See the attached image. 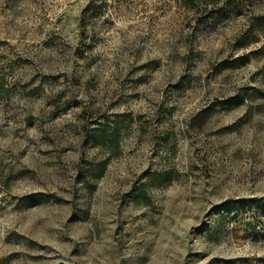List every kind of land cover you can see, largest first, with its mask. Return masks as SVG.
Masks as SVG:
<instances>
[{"label": "rangeland", "instance_id": "374dc122", "mask_svg": "<svg viewBox=\"0 0 264 264\" xmlns=\"http://www.w3.org/2000/svg\"><path fill=\"white\" fill-rule=\"evenodd\" d=\"M0 264H264V0H0Z\"/></svg>", "mask_w": 264, "mask_h": 264}]
</instances>
